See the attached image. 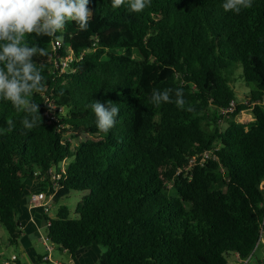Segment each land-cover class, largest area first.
Returning <instances> with one entry per match:
<instances>
[{
  "label": "trees",
  "instance_id": "obj_1",
  "mask_svg": "<svg viewBox=\"0 0 264 264\" xmlns=\"http://www.w3.org/2000/svg\"><path fill=\"white\" fill-rule=\"evenodd\" d=\"M222 3L152 0L131 13L90 0L86 31L68 22L61 39L26 37L46 50L34 57L45 90L33 97L41 118L32 129L0 102V227L11 245L23 234L27 182H37L51 205L83 194L74 217L63 205L54 218L42 214L52 247L72 257L93 245L99 264H228L233 253H252L264 215V106L238 122L247 105L233 84L240 67L254 86L245 101L264 95V0L239 13ZM81 53L64 73L56 68L54 60ZM166 88L173 102L155 107L152 90ZM92 101L119 105L107 134ZM232 101L235 111L222 113Z\"/></svg>",
  "mask_w": 264,
  "mask_h": 264
},
{
  "label": "clouds",
  "instance_id": "obj_2",
  "mask_svg": "<svg viewBox=\"0 0 264 264\" xmlns=\"http://www.w3.org/2000/svg\"><path fill=\"white\" fill-rule=\"evenodd\" d=\"M110 2L114 10L123 6L131 13H140L152 0ZM89 3L90 0H0V102H8L17 112L25 113L21 121L25 129H32L40 122V104L33 97L44 92L45 83L42 67L34 57L47 54L44 48L29 45L26 37L35 34L61 39L58 34L63 33L68 22L86 31L93 16ZM252 4L253 0H223L221 7L225 12L239 13ZM172 93L171 88L153 89L150 103L155 107L172 103ZM174 95L175 104L184 108L183 89H176ZM90 108L99 132L107 134L115 127L120 112L118 104L92 101ZM186 110L192 112L193 108L189 106Z\"/></svg>",
  "mask_w": 264,
  "mask_h": 264
},
{
  "label": "crops",
  "instance_id": "obj_3",
  "mask_svg": "<svg viewBox=\"0 0 264 264\" xmlns=\"http://www.w3.org/2000/svg\"><path fill=\"white\" fill-rule=\"evenodd\" d=\"M39 191H40L39 183L27 182L26 195L19 209V215H20L19 222L23 227V234L19 239V245L23 247V249L21 250L22 254L18 253L17 255L19 263L20 264H41V263L65 264V262L62 259L63 255L65 254L68 255L70 258V263L68 264H92L94 260V254L96 259L97 258L99 259L101 250L96 245L78 250L73 257L67 251L58 249L60 253V258L58 259V258H52L51 253L50 255L38 253L36 247L35 246L33 247L31 243H27V244L23 243L26 239L32 240L36 238L40 239V237H43L41 232L42 231L41 222L43 220L42 214L44 209L42 208V206L32 207L28 203V198L30 197V195L34 193H38ZM51 203H52V197H49L48 205L51 206ZM13 254L14 253H12L11 255ZM6 260L7 257L2 258L0 264H3Z\"/></svg>",
  "mask_w": 264,
  "mask_h": 264
},
{
  "label": "built area",
  "instance_id": "obj_4",
  "mask_svg": "<svg viewBox=\"0 0 264 264\" xmlns=\"http://www.w3.org/2000/svg\"><path fill=\"white\" fill-rule=\"evenodd\" d=\"M58 46H59V42L56 41L55 43H53L52 49H55ZM82 55H83V53L80 54L78 59L71 54L66 55L62 58L56 59V60H54L55 66H56V68H59L60 73H64L69 68L70 63H72L74 60L75 61L79 60ZM243 104L247 105V107L245 109L241 110L238 115L243 116L245 114H248L249 118L244 119V117H243V119L241 118L240 120H237V121L240 123L246 124V123H249L250 121L253 120L252 109L254 108V106L255 105H263L264 106V95L256 101H251V102L244 101ZM235 109H236L235 102L232 101L227 108L222 110V113H233L235 111ZM206 158H209L208 152H204L202 154V160L201 161L205 160ZM194 162H195V160H191L190 166H192L194 164ZM62 167H63V165H62ZM48 176L54 182V186H56V180L59 177L56 175L55 169L51 168L48 171ZM48 199H49V197H47L43 192H38V193H34V194L30 195V197L28 198V203L32 207L42 206L44 211L47 212L48 207H49ZM48 242H49V240L47 237H46V239L43 238V245L45 247V250L50 255L51 251L53 250V247L50 244V242H49V244H48ZM258 251L261 252V256L258 255L257 257L259 258V260L261 262L264 263V215H263V219L259 225L258 237H257L256 244L254 246L252 253L245 258L240 257V255L238 253H233L228 260V264H255L254 259H255V256L257 255ZM3 264H20V263L18 261L17 255L13 254Z\"/></svg>",
  "mask_w": 264,
  "mask_h": 264
},
{
  "label": "rangeland",
  "instance_id": "obj_5",
  "mask_svg": "<svg viewBox=\"0 0 264 264\" xmlns=\"http://www.w3.org/2000/svg\"><path fill=\"white\" fill-rule=\"evenodd\" d=\"M234 91H235V96L237 101H245L246 100V96L249 94V92L251 90L254 89L253 85H246V83L243 81L242 76H241V68H237L234 71ZM248 119V114L245 115H238L237 120H240L241 118L243 119ZM83 194L81 192H71L70 194H68L67 196L63 197L62 199H60L57 203L52 204L51 206L49 205L48 210L46 212L47 216H49L50 218H54L57 212V208L59 206H65L69 209V213L71 215V217H74V210H75V206L77 204L78 201H80V199L82 198ZM18 220H20V215H18ZM42 225H41V232H42V236L40 237V239H32V240H28L26 239L23 243L27 244V243H31L32 246L36 247L38 253L40 254H48V252L45 250V247L43 245V238L46 239V223L42 220ZM8 234L7 232L0 227V261L2 260V258L7 257V260L11 257V254L14 253V255H18V253L22 254V249L23 247H21L19 245L14 246L11 245L8 241ZM49 244V242H48ZM23 246V244H22ZM100 248V247H99ZM261 256V252L258 251L257 252V256ZM51 257L52 258H60V253L59 250L57 248H54V250L51 252ZM63 261L65 262V264L70 263V258L68 255H63L62 257ZM41 264H47V263H41ZM92 264H99V259L95 257L94 254V260L92 262Z\"/></svg>",
  "mask_w": 264,
  "mask_h": 264
}]
</instances>
